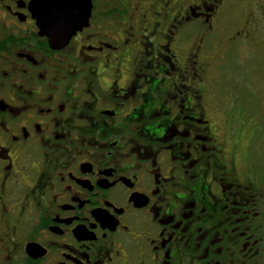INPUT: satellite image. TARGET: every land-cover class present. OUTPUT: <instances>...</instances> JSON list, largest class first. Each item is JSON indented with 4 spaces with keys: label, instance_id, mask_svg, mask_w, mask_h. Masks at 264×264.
I'll list each match as a JSON object with an SVG mask.
<instances>
[{
    "label": "flooded vegetation",
    "instance_id": "1",
    "mask_svg": "<svg viewBox=\"0 0 264 264\" xmlns=\"http://www.w3.org/2000/svg\"><path fill=\"white\" fill-rule=\"evenodd\" d=\"M227 1L56 0L79 27L52 45L48 0H0V264H264L211 97L210 40L259 30Z\"/></svg>",
    "mask_w": 264,
    "mask_h": 264
},
{
    "label": "rangeland",
    "instance_id": "2",
    "mask_svg": "<svg viewBox=\"0 0 264 264\" xmlns=\"http://www.w3.org/2000/svg\"><path fill=\"white\" fill-rule=\"evenodd\" d=\"M219 22L231 29L248 23L259 27L252 40L242 39L228 46L224 60L216 58L222 41L210 40L214 51V56L211 55L220 64L211 77L214 78L211 97L220 119L215 124L224 122L221 132L232 141L235 164L243 175L249 173L263 195L262 205H258L263 211L257 236L264 243V0H228L221 8Z\"/></svg>",
    "mask_w": 264,
    "mask_h": 264
},
{
    "label": "water",
    "instance_id": "3",
    "mask_svg": "<svg viewBox=\"0 0 264 264\" xmlns=\"http://www.w3.org/2000/svg\"><path fill=\"white\" fill-rule=\"evenodd\" d=\"M65 2V1H64ZM64 2H62V4H59L58 2H56V0H48L46 7H44L43 10V20L42 21H46L49 22V20L52 17L55 16H60L63 15L66 11H71L72 13H76L77 9L76 8H71L70 10H68L67 8H65ZM79 27V26H78ZM45 34H47L50 38V42L52 45H54V43H58V42H62V44H66L68 42V40L71 38V36L77 31V27L74 29V31L72 29H68L66 31H60L57 32L55 35H50L49 32L51 31V29L47 26L45 28H43Z\"/></svg>",
    "mask_w": 264,
    "mask_h": 264
},
{
    "label": "snow or ice",
    "instance_id": "4",
    "mask_svg": "<svg viewBox=\"0 0 264 264\" xmlns=\"http://www.w3.org/2000/svg\"><path fill=\"white\" fill-rule=\"evenodd\" d=\"M78 26L77 17L71 12L66 11L63 15L52 17L49 20L48 27L51 29L50 35H55L57 32L66 31Z\"/></svg>",
    "mask_w": 264,
    "mask_h": 264
},
{
    "label": "trees",
    "instance_id": "5",
    "mask_svg": "<svg viewBox=\"0 0 264 264\" xmlns=\"http://www.w3.org/2000/svg\"><path fill=\"white\" fill-rule=\"evenodd\" d=\"M249 85V84H248Z\"/></svg>",
    "mask_w": 264,
    "mask_h": 264
}]
</instances>
